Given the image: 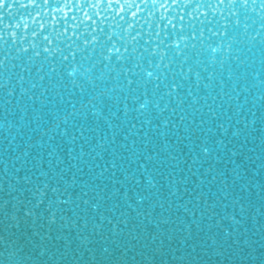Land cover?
Returning a JSON list of instances; mask_svg holds the SVG:
<instances>
[{"label":"water","instance_id":"1","mask_svg":"<svg viewBox=\"0 0 264 264\" xmlns=\"http://www.w3.org/2000/svg\"><path fill=\"white\" fill-rule=\"evenodd\" d=\"M0 2L4 264H264V0Z\"/></svg>","mask_w":264,"mask_h":264},{"label":"clouds","instance_id":"2","mask_svg":"<svg viewBox=\"0 0 264 264\" xmlns=\"http://www.w3.org/2000/svg\"><path fill=\"white\" fill-rule=\"evenodd\" d=\"M4 259H5L4 253L0 252V264H4ZM8 260L9 261L17 260V264H19V258H18V255H17L15 250H12V251L9 252Z\"/></svg>","mask_w":264,"mask_h":264},{"label":"snow or ice","instance_id":"3","mask_svg":"<svg viewBox=\"0 0 264 264\" xmlns=\"http://www.w3.org/2000/svg\"><path fill=\"white\" fill-rule=\"evenodd\" d=\"M5 6H6L5 4H3L2 2H0V8H3V7H5ZM213 51H215V49H213ZM147 76H148V77H152V73H151V72H148V73H147ZM128 83H129V84H132L133 81H129ZM147 103H148V101H145L143 104H141L140 108H141V109L145 108L146 105H147Z\"/></svg>","mask_w":264,"mask_h":264}]
</instances>
